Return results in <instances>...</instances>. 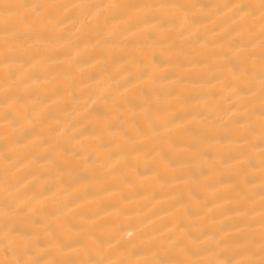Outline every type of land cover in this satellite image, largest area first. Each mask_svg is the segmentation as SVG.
Masks as SVG:
<instances>
[{
    "label": "bare ground",
    "instance_id": "1",
    "mask_svg": "<svg viewBox=\"0 0 264 264\" xmlns=\"http://www.w3.org/2000/svg\"><path fill=\"white\" fill-rule=\"evenodd\" d=\"M0 264H264V0H0Z\"/></svg>",
    "mask_w": 264,
    "mask_h": 264
}]
</instances>
